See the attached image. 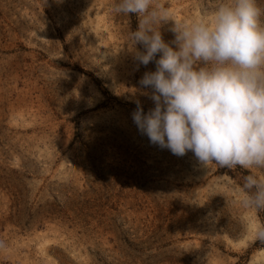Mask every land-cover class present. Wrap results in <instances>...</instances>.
<instances>
[{"label":"rangeland","instance_id":"1","mask_svg":"<svg viewBox=\"0 0 264 264\" xmlns=\"http://www.w3.org/2000/svg\"><path fill=\"white\" fill-rule=\"evenodd\" d=\"M156 2L170 43L227 0ZM116 3L0 0V264H264V209L239 187L264 170L204 167L138 130L155 63Z\"/></svg>","mask_w":264,"mask_h":264},{"label":"clouds","instance_id":"2","mask_svg":"<svg viewBox=\"0 0 264 264\" xmlns=\"http://www.w3.org/2000/svg\"><path fill=\"white\" fill-rule=\"evenodd\" d=\"M113 11L137 15L130 37L143 51L135 58L155 63L140 80L155 106L144 113L137 104L132 113L150 143L178 157L192 152L204 167L264 170V7L258 0H227L211 19L175 22L170 43L159 30L169 12L156 0H118ZM239 187L243 207L264 209V176L249 171Z\"/></svg>","mask_w":264,"mask_h":264}]
</instances>
